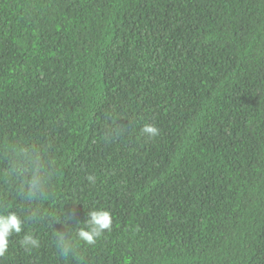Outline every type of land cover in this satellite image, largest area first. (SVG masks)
I'll use <instances>...</instances> for the list:
<instances>
[{"label":"trees","instance_id":"obj_1","mask_svg":"<svg viewBox=\"0 0 264 264\" xmlns=\"http://www.w3.org/2000/svg\"><path fill=\"white\" fill-rule=\"evenodd\" d=\"M34 208L0 264H264V0H0V210ZM97 208L111 230L62 257Z\"/></svg>","mask_w":264,"mask_h":264},{"label":"clouds","instance_id":"obj_2","mask_svg":"<svg viewBox=\"0 0 264 264\" xmlns=\"http://www.w3.org/2000/svg\"><path fill=\"white\" fill-rule=\"evenodd\" d=\"M141 131L149 138L159 135V129L153 124H145ZM8 174L22 179L20 195L25 201L38 202L45 198L50 173L39 154L20 149L17 159L10 165ZM88 180L95 182L93 176H88ZM38 217V208H34L24 218L14 211L0 210V258L4 257L9 251V237L22 233L26 221ZM71 219L70 216H65L67 227L64 228L66 234L58 231L56 236V247L64 258L75 255L76 241L89 246L95 245L106 231L111 230L113 223L110 211L103 208L93 209L87 212V218L83 221V226L76 229L73 238L69 235V231L73 229L69 226ZM20 243L26 250L39 247V240L31 233L25 234Z\"/></svg>","mask_w":264,"mask_h":264}]
</instances>
